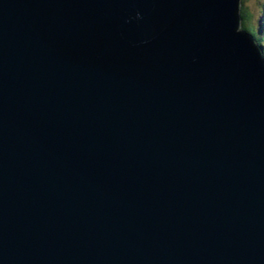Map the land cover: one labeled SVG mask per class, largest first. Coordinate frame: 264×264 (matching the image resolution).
<instances>
[{"label": "water", "instance_id": "1", "mask_svg": "<svg viewBox=\"0 0 264 264\" xmlns=\"http://www.w3.org/2000/svg\"><path fill=\"white\" fill-rule=\"evenodd\" d=\"M241 6L0 0V264H264Z\"/></svg>", "mask_w": 264, "mask_h": 264}, {"label": "trees", "instance_id": "2", "mask_svg": "<svg viewBox=\"0 0 264 264\" xmlns=\"http://www.w3.org/2000/svg\"><path fill=\"white\" fill-rule=\"evenodd\" d=\"M245 1L246 0H242V6L240 10L242 18V28L251 33L256 38L257 42L262 46L264 52V28L256 29V22L254 20L255 14L251 10V8L245 4Z\"/></svg>", "mask_w": 264, "mask_h": 264}, {"label": "rangeland", "instance_id": "3", "mask_svg": "<svg viewBox=\"0 0 264 264\" xmlns=\"http://www.w3.org/2000/svg\"><path fill=\"white\" fill-rule=\"evenodd\" d=\"M245 4L254 12V20L256 22V29L264 28V0H246Z\"/></svg>", "mask_w": 264, "mask_h": 264}]
</instances>
